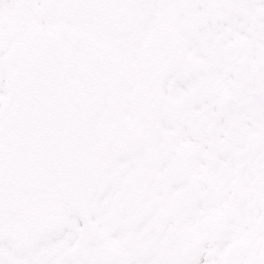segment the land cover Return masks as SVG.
Returning <instances> with one entry per match:
<instances>
[{
  "label": "snow or ice",
  "instance_id": "6c2138e0",
  "mask_svg": "<svg viewBox=\"0 0 264 264\" xmlns=\"http://www.w3.org/2000/svg\"><path fill=\"white\" fill-rule=\"evenodd\" d=\"M0 264H264V0H0Z\"/></svg>",
  "mask_w": 264,
  "mask_h": 264
}]
</instances>
